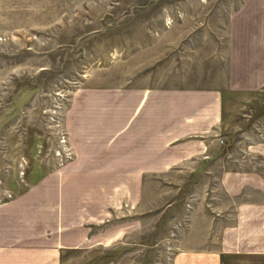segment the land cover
<instances>
[{"label":"rangeland","instance_id":"obj_1","mask_svg":"<svg viewBox=\"0 0 264 264\" xmlns=\"http://www.w3.org/2000/svg\"><path fill=\"white\" fill-rule=\"evenodd\" d=\"M235 12L263 19L264 0H0V202L65 170L75 146L98 137L94 104L122 90L204 86L218 68L223 86L211 55L225 54ZM226 98L222 155L234 148L231 162L264 164V89ZM179 172L143 175L139 201L87 225L89 246L62 250L59 264H173L192 210L213 199L206 179ZM248 187L239 198H258ZM232 200L224 192L221 205Z\"/></svg>","mask_w":264,"mask_h":264},{"label":"crops","instance_id":"obj_2","mask_svg":"<svg viewBox=\"0 0 264 264\" xmlns=\"http://www.w3.org/2000/svg\"><path fill=\"white\" fill-rule=\"evenodd\" d=\"M237 13L228 19L225 54L218 47L211 55L224 73L223 86L215 84L218 68L204 86L122 90L87 109V115L99 113L89 125L98 137L75 146L65 170L0 202V264H59L62 250L89 246L87 225L139 201L143 175L181 176L184 170L206 179L213 199L192 210L173 264H264V164L231 162L226 155L237 150L223 156L218 142L221 135L227 143L230 138L222 131L226 96L264 89V18L240 19ZM247 186L260 199L239 198ZM224 192L233 198L226 206Z\"/></svg>","mask_w":264,"mask_h":264}]
</instances>
